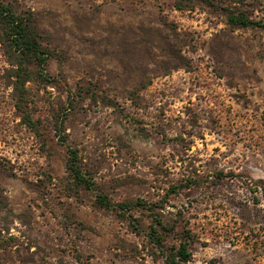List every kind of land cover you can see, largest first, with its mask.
<instances>
[{
	"label": "rangeland",
	"instance_id": "rangeland-1",
	"mask_svg": "<svg viewBox=\"0 0 264 264\" xmlns=\"http://www.w3.org/2000/svg\"><path fill=\"white\" fill-rule=\"evenodd\" d=\"M12 1L48 59L16 83L0 45V264H164L154 229L186 264H264V27L226 24L264 0Z\"/></svg>",
	"mask_w": 264,
	"mask_h": 264
},
{
	"label": "trees",
	"instance_id": "trees-1",
	"mask_svg": "<svg viewBox=\"0 0 264 264\" xmlns=\"http://www.w3.org/2000/svg\"><path fill=\"white\" fill-rule=\"evenodd\" d=\"M195 0H175L174 8L176 10L192 9L189 3ZM200 3L212 6V0H197ZM226 24L232 28L264 27L259 22L251 20L247 15L237 12H228ZM0 45L3 46L12 58V76L16 78V83L24 84L30 79V68L38 69V75L43 76L48 55L42 49L35 22L31 13H18L12 0H0ZM68 164L67 169L71 175L72 181L76 187H85L93 190V183L84 178L82 169L77 164V152L72 149L67 150ZM97 203L105 209L130 210L139 206L138 202L134 204H113L106 196L98 194ZM134 222L135 219L129 216ZM160 228L161 225L158 223ZM163 229V228H162ZM151 236L154 244L165 254L162 257L164 264H186L190 261L191 254L187 248L185 240L179 242L171 250H165L163 246V237ZM165 237V236H164Z\"/></svg>",
	"mask_w": 264,
	"mask_h": 264
}]
</instances>
